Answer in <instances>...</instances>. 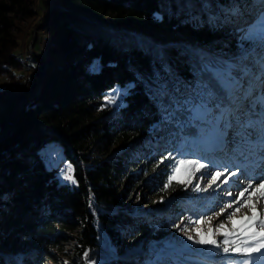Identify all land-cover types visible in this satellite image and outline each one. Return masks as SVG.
I'll return each mask as SVG.
<instances>
[{
    "label": "trees",
    "instance_id": "trees-1",
    "mask_svg": "<svg viewBox=\"0 0 264 264\" xmlns=\"http://www.w3.org/2000/svg\"><path fill=\"white\" fill-rule=\"evenodd\" d=\"M51 1L0 0V127L10 113L0 132V264H46L70 241L65 264H212L218 258L164 244L177 220L196 218L211 204L204 190L156 213L121 205L132 186L164 192L175 160L213 151L209 124L162 120L154 73L171 66L173 77L161 72L170 90L175 78L193 82L197 53L231 56L234 28L245 21L210 23L199 0ZM227 2L213 0L211 11ZM38 8L44 64L37 39L26 56L19 41ZM103 16L109 22L102 23ZM171 34L189 46L166 42ZM117 87L126 94L107 103L105 95ZM49 143L62 154L56 165L43 159ZM62 158L75 183L59 177ZM160 164L159 173H148ZM138 239L148 243L143 254L121 251L123 242Z\"/></svg>",
    "mask_w": 264,
    "mask_h": 264
},
{
    "label": "snow or ice",
    "instance_id": "snow-or-ice-1",
    "mask_svg": "<svg viewBox=\"0 0 264 264\" xmlns=\"http://www.w3.org/2000/svg\"><path fill=\"white\" fill-rule=\"evenodd\" d=\"M199 3L206 11L210 23L245 21L242 26L234 28L238 37L237 51L227 58H213L203 50L199 51L192 66L193 82L175 78L171 90L168 82L162 80L161 72L165 76L173 77V69L167 64L161 65V69L154 75L161 81L157 90L163 108L162 120L180 122L186 119L187 123L193 120L203 121L210 125L215 148L227 147L228 137L231 135L235 144L234 151L241 154L247 151L255 157L256 165L260 167L264 165V0H228L226 4L216 3L219 12L211 11L213 0H199ZM156 19L161 17L157 15ZM124 94L126 89H112L106 97V102L115 104ZM184 126L186 124L181 123V127ZM202 168H205V165L198 160H175L172 174L164 184V190H167L174 180L177 183H185L184 180L177 179V174L182 169L189 172L186 183L191 184V175ZM71 173L72 167L68 165L64 178L75 183ZM221 175L223 173L219 172L213 175L209 187ZM232 175L235 176L236 173ZM203 190L206 189H201L199 183L193 187V191ZM256 192L260 193L259 198H264V180L255 188L249 183L247 188L239 193V197L227 203L221 210L223 212L233 208V204L238 205L226 217L232 222L231 230L226 229L223 222L217 225L214 231L209 228L207 235L197 229L199 239L194 243L213 246V250L222 248L225 254H240L241 259L237 264H260L264 261V216L256 212V205L251 202L252 195ZM245 193L248 194L247 198L241 200ZM228 194L231 195L230 192ZM245 205L253 214L243 217L237 226L233 217ZM217 233L224 237L219 243L212 238ZM187 239L191 241L193 237L189 235ZM85 256L87 257V253ZM16 264H22V261L17 260ZM146 264L160 262L150 260ZM176 264L180 262L177 261Z\"/></svg>",
    "mask_w": 264,
    "mask_h": 264
},
{
    "label": "rangeland",
    "instance_id": "rangeland-1",
    "mask_svg": "<svg viewBox=\"0 0 264 264\" xmlns=\"http://www.w3.org/2000/svg\"><path fill=\"white\" fill-rule=\"evenodd\" d=\"M46 4L51 6L53 3L51 0H44ZM38 7V6H37ZM39 15L35 18H32L26 24V27L21 31V37L19 39L20 46L22 47V53L26 56L25 50L30 53H33L31 50L32 43L35 39L38 41V48L40 49V59L42 64L45 63V38L37 33L36 23L39 19V16L43 15V10L39 9ZM102 23L109 22L106 17H101L100 20ZM133 31L136 29L133 28ZM175 34H171L165 40L168 42L172 40L177 43H181L184 46H189L188 42L183 37L174 36ZM147 37L146 35H144ZM205 53H209L207 50H203ZM44 66V65H43ZM2 84V79L0 78V85ZM110 93L105 95V98ZM114 95V94H113ZM10 113H5L1 116L2 126L0 127V132L2 129H6L9 124V115ZM8 117V118H7ZM212 139V144L214 147V141L212 135L210 137ZM235 144L232 141V137L228 138L227 147L223 149L213 148L212 152L199 153L200 156L194 158L189 155L190 158H186L184 160H198L200 163L205 165V168L200 169L199 171L194 172L191 175V184L186 183L189 178V172L187 170L182 169L181 172L177 174L178 180H184L185 183H177L175 180L172 182L170 188L165 190L160 194H152L147 191L145 186H136L131 187L126 193L125 199L122 203V208L131 210L136 213H149V212H159L162 209H174L178 207V203L180 201L185 200L193 187L199 183L201 189L204 190L206 197H208V202L211 204L207 205V209L196 218H181V220H177L174 224L173 235H169L165 238L164 244H168L169 242H176L181 246H172L171 250L173 252H179L180 250H188L192 254H202L209 255L210 258H218V260L212 262V264H237V262L241 259L240 254L236 253H228L225 254L221 249L213 250V246L210 245H200L194 243L195 240L199 239L197 235V229L201 230L205 235L208 234L209 228L216 229L217 225L220 223H224L225 228L231 230L233 225L232 222L226 219L229 212L233 211V208L238 205L233 204V208H228L225 211H221L224 206L233 201L235 198L239 197V193L242 192L249 183L253 184V188H255L261 180H264V171L261 170V167L256 166L255 157L250 155L247 151L241 153L234 151ZM120 149L119 146L111 147L110 151ZM43 159L47 165H56L57 160L55 158L62 157L61 151L59 148L52 143L47 144L43 148ZM182 154V153H180ZM201 160V161H200ZM70 165L64 158H62V163L58 168V175L60 178L71 182L64 178V173L67 171V167ZM256 166L254 171V167ZM161 169H164V165L160 164L157 167H148V173L150 175L157 174ZM261 173H260V172ZM217 172L223 173V175L219 176L214 184L209 187V183L212 181V176ZM232 173H236L235 176ZM256 173V174H255ZM172 174V173H171ZM227 181V183H225ZM231 193L229 195L228 193ZM247 193H245V197L241 198V200L247 198ZM260 193L256 192L252 195V203L256 205V212L264 216V198H259ZM259 198V199H258ZM220 213V215H217ZM253 213L249 210V207L245 205L240 208V211L236 213L233 219L237 222V226H239L240 222L243 220V217L251 216ZM258 230V229H257ZM73 234V232H72ZM191 235L193 240H188L187 237ZM218 243L224 239V237L220 234H215L213 237ZM170 239V240H167ZM156 241V240H154ZM148 248V243L146 240L140 241L138 240H127L123 242L121 251L123 253L130 254H143ZM179 248V249H178ZM168 249V250H169ZM159 251L163 250L158 248ZM203 252V253H202ZM170 253V250L167 251ZM72 256V247L71 241L65 242L62 244L60 249L55 250V259L46 260V264H65ZM220 256V257H219ZM222 256V257H221ZM173 258V256H171ZM221 258V259H220ZM95 264L97 261H94ZM260 264H264V261H261Z\"/></svg>",
    "mask_w": 264,
    "mask_h": 264
},
{
    "label": "bare ground",
    "instance_id": "bare-ground-1",
    "mask_svg": "<svg viewBox=\"0 0 264 264\" xmlns=\"http://www.w3.org/2000/svg\"><path fill=\"white\" fill-rule=\"evenodd\" d=\"M257 166V165H256ZM256 166L254 167V171L256 172L255 168ZM261 167V166H260ZM261 170L264 171V165L261 167ZM260 172V171H259ZM261 173V172H260ZM256 174V173H255Z\"/></svg>",
    "mask_w": 264,
    "mask_h": 264
}]
</instances>
